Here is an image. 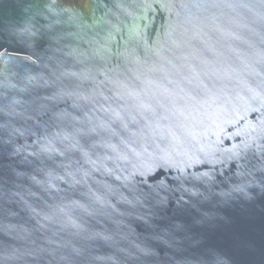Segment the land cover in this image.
Instances as JSON below:
<instances>
[{
  "label": "water",
  "instance_id": "water-1",
  "mask_svg": "<svg viewBox=\"0 0 264 264\" xmlns=\"http://www.w3.org/2000/svg\"><path fill=\"white\" fill-rule=\"evenodd\" d=\"M0 264H264V0H0Z\"/></svg>",
  "mask_w": 264,
  "mask_h": 264
}]
</instances>
